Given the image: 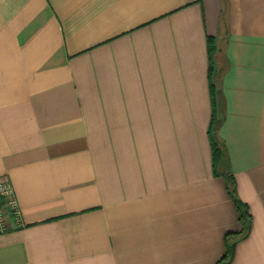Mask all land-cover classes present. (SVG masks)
Instances as JSON below:
<instances>
[{
	"label": "crops",
	"instance_id": "obj_1",
	"mask_svg": "<svg viewBox=\"0 0 264 264\" xmlns=\"http://www.w3.org/2000/svg\"><path fill=\"white\" fill-rule=\"evenodd\" d=\"M0 182V264H264V0H0Z\"/></svg>",
	"mask_w": 264,
	"mask_h": 264
},
{
	"label": "trees",
	"instance_id": "obj_2",
	"mask_svg": "<svg viewBox=\"0 0 264 264\" xmlns=\"http://www.w3.org/2000/svg\"><path fill=\"white\" fill-rule=\"evenodd\" d=\"M208 52L209 56L211 57L213 53V41L211 39L208 40ZM209 89H210V97H211V104H212V114H211V119H210V124H209V130H208V136L210 140V147H211V152H212V164H213V172L215 175H223L227 187H228V192L232 200L234 201V204L236 206V210L238 213V221L241 225V232L239 236H244L249 228H250V223L251 219L248 213L247 207L242 204L235 196V190H234V184L233 181L230 177H228L225 173H220L219 169L223 161V150L222 146L219 144L216 138V129L220 125V117L218 113V108L217 104L215 101V87L212 82V68L210 66L209 68ZM231 251V246H226V255L222 258L225 259L227 254Z\"/></svg>",
	"mask_w": 264,
	"mask_h": 264
},
{
	"label": "built area",
	"instance_id": "obj_3",
	"mask_svg": "<svg viewBox=\"0 0 264 264\" xmlns=\"http://www.w3.org/2000/svg\"><path fill=\"white\" fill-rule=\"evenodd\" d=\"M23 227L22 214L11 185L0 182V234Z\"/></svg>",
	"mask_w": 264,
	"mask_h": 264
}]
</instances>
